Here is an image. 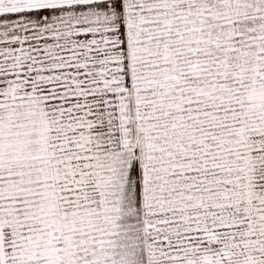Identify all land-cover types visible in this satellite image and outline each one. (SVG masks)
Instances as JSON below:
<instances>
[{
  "label": "snow or ice",
  "instance_id": "6c2138e0",
  "mask_svg": "<svg viewBox=\"0 0 264 264\" xmlns=\"http://www.w3.org/2000/svg\"><path fill=\"white\" fill-rule=\"evenodd\" d=\"M0 264H264V0H0Z\"/></svg>",
  "mask_w": 264,
  "mask_h": 264
}]
</instances>
